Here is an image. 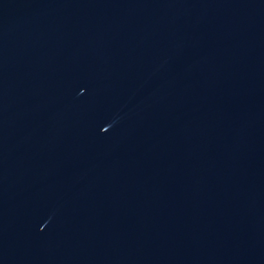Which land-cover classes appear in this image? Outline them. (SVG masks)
I'll return each mask as SVG.
<instances>
[{
    "label": "water",
    "instance_id": "water-1",
    "mask_svg": "<svg viewBox=\"0 0 264 264\" xmlns=\"http://www.w3.org/2000/svg\"><path fill=\"white\" fill-rule=\"evenodd\" d=\"M0 264H264V0H0Z\"/></svg>",
    "mask_w": 264,
    "mask_h": 264
}]
</instances>
